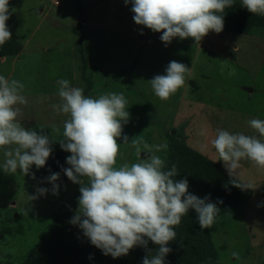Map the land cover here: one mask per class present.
<instances>
[{
  "label": "rangeland",
  "instance_id": "374dc122",
  "mask_svg": "<svg viewBox=\"0 0 264 264\" xmlns=\"http://www.w3.org/2000/svg\"><path fill=\"white\" fill-rule=\"evenodd\" d=\"M234 3L241 5V0ZM131 7L124 0H9L7 25L22 48L16 56L0 58V75L25 85L28 104L20 106L18 119L59 140L67 119L51 107L59 103V79L83 88L86 96L123 93L130 119L122 135L129 141L167 142V150L157 153L166 162L170 146H184L227 173L222 161L215 162L210 141L217 128L257 134L248 121L264 119V27L247 34L210 31L199 44L176 37L166 46L162 32L134 22ZM173 60L190 68V74L175 94L160 100L147 81L166 74ZM52 148L65 160L71 155L58 142ZM120 151L117 166L140 158L131 144H121ZM4 159L0 150V165ZM241 173V180L258 188L237 191L242 204L216 217L206 230L219 264H264V169L244 162ZM55 183L58 195L46 179L0 169V264H22L53 217L67 211L80 185ZM38 187L49 191L31 199ZM69 234L84 235L75 225Z\"/></svg>",
  "mask_w": 264,
  "mask_h": 264
},
{
  "label": "clouds",
  "instance_id": "9594fccd",
  "mask_svg": "<svg viewBox=\"0 0 264 264\" xmlns=\"http://www.w3.org/2000/svg\"><path fill=\"white\" fill-rule=\"evenodd\" d=\"M124 3H131L134 22L153 32H162L160 39L167 46L176 37L193 38L199 44L210 31L221 33L223 13L233 6L234 0H124ZM241 5L253 15L264 16V0H241ZM10 15L9 0H0V46L12 39L7 25ZM165 73L147 81L160 100H168L185 84L190 68L173 60ZM57 85L59 103L51 107L55 114L67 117L59 140L44 134L43 127L38 132L20 122V106L28 104L25 85L0 75V150L5 158L0 169L8 174L19 170L28 175L33 165L37 169L46 165L53 152L52 144L58 142L63 151L71 153L66 158L69 167L61 170L71 182L80 185L78 207L70 223L113 259L140 246L148 253L142 264H165L166 256L172 252L169 242L176 240L175 228L190 210L195 211L200 229L213 227L221 209L211 202L210 194L201 199L190 193L187 179H175L176 164L169 168L166 159L157 154L167 150V142L152 146L136 137L129 141L127 135H122L123 125L130 119L123 93L86 96L83 88L74 87L63 78ZM248 124L258 135L217 128L210 143L218 157L215 162L222 161L228 173V183L242 191H255L258 188L255 182L240 177L244 162L264 169V119L254 118ZM118 138L123 143H118ZM121 144H131L140 158L117 166ZM202 148L207 149V145ZM32 176L35 178L34 173ZM59 176L60 173H52L46 178L53 185L54 195H58L59 186L55 182ZM48 191L38 187V195L30 198L37 199ZM149 241L157 246L154 253L148 249ZM232 255L238 256L235 252Z\"/></svg>",
  "mask_w": 264,
  "mask_h": 264
},
{
  "label": "trees",
  "instance_id": "16d2710c",
  "mask_svg": "<svg viewBox=\"0 0 264 264\" xmlns=\"http://www.w3.org/2000/svg\"><path fill=\"white\" fill-rule=\"evenodd\" d=\"M223 15V31L226 32L247 34L254 27H264V16L253 15L237 3L226 8ZM21 48L19 42L11 39L0 46V58L16 56ZM79 50L81 52L82 48ZM87 85L86 90L89 89V81ZM172 164H176L178 169L175 179H187L190 193L201 199L210 194L211 202L217 203L221 209L217 217L240 206L244 201L242 199L238 203L237 191L240 189L228 183L229 176L226 172L190 149L180 145L170 146L167 166L170 168ZM62 167H68L64 156L53 150L46 165L40 169L33 165L28 175L32 176L34 173L35 177L46 179L52 173H60L57 181L69 180L61 170ZM79 196L78 190L67 211L53 217L22 264H142L143 258L148 254L143 247H134L128 255L113 259L111 255L106 256L93 246L84 235L72 237L69 234V228L74 226L70 220L75 215ZM219 201L222 203H218ZM175 231L176 240L169 242L172 252L166 256L165 264H219L207 230L200 229L194 210L182 217L181 224L176 226ZM148 249L154 253L157 246L149 241Z\"/></svg>",
  "mask_w": 264,
  "mask_h": 264
}]
</instances>
